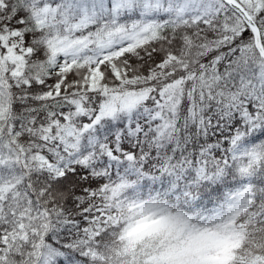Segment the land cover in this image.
<instances>
[{
    "label": "snow or ice",
    "instance_id": "6c2138e0",
    "mask_svg": "<svg viewBox=\"0 0 264 264\" xmlns=\"http://www.w3.org/2000/svg\"><path fill=\"white\" fill-rule=\"evenodd\" d=\"M0 264H264V0H0Z\"/></svg>",
    "mask_w": 264,
    "mask_h": 264
}]
</instances>
